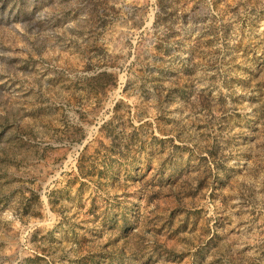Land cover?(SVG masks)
Masks as SVG:
<instances>
[{"label":"rangeland","instance_id":"1","mask_svg":"<svg viewBox=\"0 0 264 264\" xmlns=\"http://www.w3.org/2000/svg\"><path fill=\"white\" fill-rule=\"evenodd\" d=\"M0 264H264V0H0Z\"/></svg>","mask_w":264,"mask_h":264}]
</instances>
